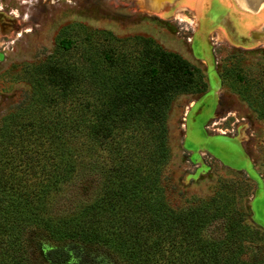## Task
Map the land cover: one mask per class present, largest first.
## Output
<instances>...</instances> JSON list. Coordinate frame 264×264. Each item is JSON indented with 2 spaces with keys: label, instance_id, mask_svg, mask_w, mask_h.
Segmentation results:
<instances>
[{
  "label": "trees",
  "instance_id": "trees-1",
  "mask_svg": "<svg viewBox=\"0 0 264 264\" xmlns=\"http://www.w3.org/2000/svg\"><path fill=\"white\" fill-rule=\"evenodd\" d=\"M108 33L95 52L40 65L28 76L42 92L0 117V264H264L242 201L251 183L197 197L171 181L167 113L199 70ZM80 186L92 196L77 200Z\"/></svg>",
  "mask_w": 264,
  "mask_h": 264
},
{
  "label": "rangeland",
  "instance_id": "rangeland-1",
  "mask_svg": "<svg viewBox=\"0 0 264 264\" xmlns=\"http://www.w3.org/2000/svg\"><path fill=\"white\" fill-rule=\"evenodd\" d=\"M263 19L264 7L255 14L236 0H0V117L34 90L28 75L48 60L95 52L108 32L151 38L199 70L167 113L171 181L197 197L219 181H248V222L264 231ZM78 190L70 183L62 195ZM91 196L80 186L76 199Z\"/></svg>",
  "mask_w": 264,
  "mask_h": 264
},
{
  "label": "crops",
  "instance_id": "crops-1",
  "mask_svg": "<svg viewBox=\"0 0 264 264\" xmlns=\"http://www.w3.org/2000/svg\"><path fill=\"white\" fill-rule=\"evenodd\" d=\"M204 2H205V0H203ZM250 0H236V2H237V4H238V6L239 7H241V8H243V9H245L246 11H249V12H251V13H255V14H257V13H259V10H261V8L260 9H257V8H254V9H252L251 7L249 8V7H247V5H249V6H251V4H253L254 2L253 1H251V3L249 2ZM190 2H191V0H190ZM228 3V2H227ZM256 7V6H255ZM262 7H264V4H263V6ZM221 11L223 12V11H225L223 8L221 9ZM228 11H230V10H228ZM230 13H232V11L230 12ZM234 13H236V11L234 12ZM226 15V14H225ZM263 18V17H262ZM261 20V19H260ZM264 19L262 20V22H261V28H263V26H264ZM260 22V21H259ZM263 25V26H262Z\"/></svg>",
  "mask_w": 264,
  "mask_h": 264
},
{
  "label": "water",
  "instance_id": "water-1",
  "mask_svg": "<svg viewBox=\"0 0 264 264\" xmlns=\"http://www.w3.org/2000/svg\"><path fill=\"white\" fill-rule=\"evenodd\" d=\"M251 1H253L254 3L251 4V6L247 5V7H249V8L251 7L252 9H254V8L260 9L263 6V4H264V0H250L249 2L251 3ZM262 29L263 30L260 32V36L264 37V26H263Z\"/></svg>",
  "mask_w": 264,
  "mask_h": 264
},
{
  "label": "flooded vegetation",
  "instance_id": "flooded-vegetation-1",
  "mask_svg": "<svg viewBox=\"0 0 264 264\" xmlns=\"http://www.w3.org/2000/svg\"><path fill=\"white\" fill-rule=\"evenodd\" d=\"M224 10H225V9H224ZM218 14H221V13H218ZM222 14L225 15V14H226V11H223Z\"/></svg>",
  "mask_w": 264,
  "mask_h": 264
}]
</instances>
